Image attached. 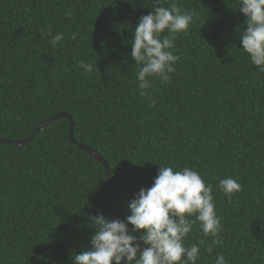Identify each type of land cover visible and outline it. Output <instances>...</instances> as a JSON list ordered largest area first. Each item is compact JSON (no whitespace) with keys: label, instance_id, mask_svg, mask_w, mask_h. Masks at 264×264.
Masks as SVG:
<instances>
[{"label":"trees","instance_id":"1","mask_svg":"<svg viewBox=\"0 0 264 264\" xmlns=\"http://www.w3.org/2000/svg\"><path fill=\"white\" fill-rule=\"evenodd\" d=\"M176 2L198 19L176 36L171 82L148 78L149 97L130 52L154 0H0V137L23 140L44 118L68 113L74 140L109 165L121 220L160 166L189 167L212 185L222 225L211 252L213 238L193 225L184 244L203 241L196 264L219 254L264 264V72L241 48L246 17L238 0ZM47 26L65 37L56 47L42 37ZM227 177L242 185L230 199L219 189ZM105 180L102 163L69 141L66 117L25 144L0 143V264H74L90 248V218H109Z\"/></svg>","mask_w":264,"mask_h":264},{"label":"clouds","instance_id":"2","mask_svg":"<svg viewBox=\"0 0 264 264\" xmlns=\"http://www.w3.org/2000/svg\"><path fill=\"white\" fill-rule=\"evenodd\" d=\"M162 2L154 0L152 11L138 19L131 40L130 56L138 66L136 79L141 96H151L145 91L151 88L149 77H158L165 85L171 82L173 65L180 59L174 54L176 36L188 32L198 19L194 12L179 7L176 0L170 7L160 6ZM238 4L246 17L241 48L251 64L264 72V0H238ZM40 31L42 37H51L53 47L65 39L62 33L53 35L50 26ZM78 63L84 71H93L92 64L83 60ZM219 189L230 199L242 190V185L227 177L219 180ZM212 191V185H206L199 172L189 167L177 171L160 166L152 186L141 187L127 204L130 214L123 220L102 213L90 218L95 225L90 248L75 254L74 264H196L203 241L184 244L195 223H199L204 237L213 238L209 252L213 244L220 243L221 218L215 211ZM215 264H228V260L219 254Z\"/></svg>","mask_w":264,"mask_h":264},{"label":"water","instance_id":"3","mask_svg":"<svg viewBox=\"0 0 264 264\" xmlns=\"http://www.w3.org/2000/svg\"><path fill=\"white\" fill-rule=\"evenodd\" d=\"M60 117H66L68 119V139L71 143L77 145L81 150L85 151L87 154L91 155L92 157L96 158L99 162L102 163L104 169H105V172H106V180L102 186V194H103V197L105 199V202L107 204V212H108V215H109V218L110 219H117L116 217V213H115V207L113 205V202H112V199H111V196L109 194V186H110V172H109V165L106 161V159L103 158V156L98 152L96 151L95 149L91 148L90 146H88L87 144L85 143H82V142H79V141H76L74 140L73 138V134H72V126H73V121L71 120L70 116L68 113L66 112H57L51 116H48L46 118H44L43 120H41L35 127L34 129L32 130L31 134L23 139V140H11V139H8V138H4V137H0V143H9V144H14V145H22V144H25L27 142H29V140L32 138V136L34 135V133L40 129L42 126H44L46 123L54 120V119H57V118H60Z\"/></svg>","mask_w":264,"mask_h":264}]
</instances>
